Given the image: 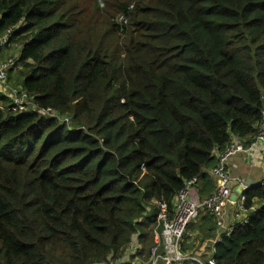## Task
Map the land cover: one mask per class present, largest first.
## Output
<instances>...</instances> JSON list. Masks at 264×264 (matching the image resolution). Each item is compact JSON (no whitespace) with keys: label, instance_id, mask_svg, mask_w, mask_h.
Masks as SVG:
<instances>
[{"label":"trees","instance_id":"1","mask_svg":"<svg viewBox=\"0 0 264 264\" xmlns=\"http://www.w3.org/2000/svg\"><path fill=\"white\" fill-rule=\"evenodd\" d=\"M8 28L6 48L20 45L9 83L35 109L0 93V264H95L134 237L149 246L156 202L171 209L234 136L259 132L264 0H0ZM244 195L261 203L213 245L217 264H264V185ZM203 213L200 243L216 230Z\"/></svg>","mask_w":264,"mask_h":264},{"label":"built area","instance_id":"2","mask_svg":"<svg viewBox=\"0 0 264 264\" xmlns=\"http://www.w3.org/2000/svg\"><path fill=\"white\" fill-rule=\"evenodd\" d=\"M122 20V18H120ZM14 33L13 28H8L0 35V54L7 50L6 47ZM11 55L0 56V91H2L15 107L14 110L27 111L35 109V105L26 93L18 87L9 84L8 72L19 69L18 57ZM43 114L51 115V109L40 110ZM64 122L69 123V118ZM258 151L259 154L254 152ZM236 154L258 158L264 173V118L259 124V132L250 142L245 145L243 140L234 136L226 147L217 153L216 164L208 172L213 176L216 187L213 193L206 197H199L194 190L198 181L196 177L186 180L183 187L177 192L171 209L164 202H156L158 209L155 217V225L152 228V244L148 249V258L144 264H217L214 257H203L199 253H189L182 249L188 225L193 222L201 212L210 213L216 222L218 230L224 228V233H216L212 238V246L221 241L222 236H229L233 229L247 223L249 216L258 210V206L253 204L249 207L245 205L244 192L248 185L239 177L233 178L228 170V162ZM246 163H251V159H246ZM257 184L264 185V179ZM235 188L240 192L236 195V201H231L230 196ZM232 206V211L228 215V223L224 226V216L226 207ZM222 232V231H221ZM142 250V244L137 237H134L126 247V254L137 255ZM95 264H121L120 261L108 259Z\"/></svg>","mask_w":264,"mask_h":264},{"label":"crops","instance_id":"3","mask_svg":"<svg viewBox=\"0 0 264 264\" xmlns=\"http://www.w3.org/2000/svg\"><path fill=\"white\" fill-rule=\"evenodd\" d=\"M1 57H4L3 52L0 54ZM255 154H259L258 151L254 152ZM253 154H251V157L244 156L243 154H236L233 157L230 158L228 162V170L229 173L233 178L239 177L244 182L248 184H257L259 181L264 179V173L262 171L261 165L259 163L258 158H253ZM250 158L251 163L247 164L246 159ZM209 169H204V171L207 173V179H199L195 185L194 190L196 191V194L199 197H206L209 196L213 191L215 190L216 187V182L213 178V176L208 172ZM249 187V186H248ZM255 205L259 206L258 204L255 203ZM203 214H209L208 212H204ZM204 216V215H202ZM201 216V217H202ZM200 217V218H201ZM199 217H197L193 222H191L189 225H193V229L191 230L189 228V232L186 230L187 237H190V240L187 243V248L185 249L186 252L189 253H199L203 257H213V251H212V238L214 235L218 232L221 233L222 230H218L216 227L215 234L209 238H206L205 240L200 243V240H197L195 237L199 236L198 230L201 232L204 229L201 227L199 228L196 223L199 222L200 220ZM188 225V226H189ZM188 229V227H187ZM153 241V240H152ZM194 243L195 246L191 247L190 244ZM141 243V242H139ZM142 244V243H141ZM152 244V243H151ZM150 244V245H151ZM143 249V245H142ZM149 249V248H148ZM148 256V255H147ZM147 260V259H146ZM146 260H143L139 254L134 255V254H126L123 255V257L119 260L123 264H144ZM191 264V263H188Z\"/></svg>","mask_w":264,"mask_h":264},{"label":"rangeland","instance_id":"4","mask_svg":"<svg viewBox=\"0 0 264 264\" xmlns=\"http://www.w3.org/2000/svg\"><path fill=\"white\" fill-rule=\"evenodd\" d=\"M120 18H122V17H120ZM121 21H123V22H125V19L124 18H122V20ZM19 47H20V45L19 44H17V43H12V44H10V47H8V48H6L7 50L5 51V53L8 55H11L10 57H15V58H17L18 56H19ZM4 55V54H3ZM17 70V69H16ZM10 81V83H12V80H9ZM9 83V84H10ZM2 91H0V93H1ZM261 202H256V204H260ZM151 212H153V211H151V210H149L148 212H147V217H149L150 215H151ZM152 240H153V237H152ZM150 246V245H149ZM149 246H145V244L143 245V248H144V251L141 253V255H139L142 259H144L145 258V256L146 255H148V248H149Z\"/></svg>","mask_w":264,"mask_h":264},{"label":"water","instance_id":"5","mask_svg":"<svg viewBox=\"0 0 264 264\" xmlns=\"http://www.w3.org/2000/svg\"><path fill=\"white\" fill-rule=\"evenodd\" d=\"M252 185H255V184H253V183L248 184L249 187L252 186ZM239 192H240V189H239V188H235V189H234V192H233V193L231 194V196H230V200L233 201V202L236 201V195H237ZM231 211H232V206H231V205H228V206L226 207V213H225V216H224V220H225V222H224V226H226L227 223H228V215L231 213ZM221 230H222V232H221L220 234H223V233H224V228H222Z\"/></svg>","mask_w":264,"mask_h":264}]
</instances>
